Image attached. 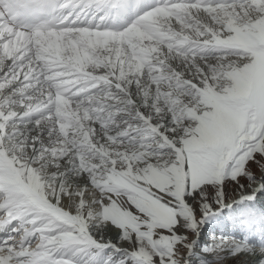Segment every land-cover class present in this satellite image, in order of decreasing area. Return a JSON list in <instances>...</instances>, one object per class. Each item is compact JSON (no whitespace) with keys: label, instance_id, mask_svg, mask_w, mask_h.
Segmentation results:
<instances>
[{"label":"snow or ice","instance_id":"1","mask_svg":"<svg viewBox=\"0 0 264 264\" xmlns=\"http://www.w3.org/2000/svg\"><path fill=\"white\" fill-rule=\"evenodd\" d=\"M229 259L264 264V0H0V264Z\"/></svg>","mask_w":264,"mask_h":264},{"label":"bare ground","instance_id":"2","mask_svg":"<svg viewBox=\"0 0 264 264\" xmlns=\"http://www.w3.org/2000/svg\"><path fill=\"white\" fill-rule=\"evenodd\" d=\"M223 220L227 221L226 223H222L219 221H209L202 229L203 239L200 241L203 244L205 241L210 240L213 236H218L222 232L225 231H232L233 224L232 221L228 219L227 216L222 218ZM228 264H236V261L233 259H229Z\"/></svg>","mask_w":264,"mask_h":264}]
</instances>
